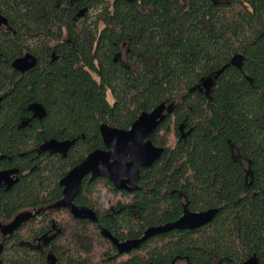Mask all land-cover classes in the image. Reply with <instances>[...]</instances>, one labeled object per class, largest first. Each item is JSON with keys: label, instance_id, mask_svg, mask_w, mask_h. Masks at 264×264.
<instances>
[{"label": "trees", "instance_id": "obj_1", "mask_svg": "<svg viewBox=\"0 0 264 264\" xmlns=\"http://www.w3.org/2000/svg\"><path fill=\"white\" fill-rule=\"evenodd\" d=\"M0 13L9 22L0 28V168L23 173L0 193V225L56 204L68 169L105 148L102 125L129 130L141 114L171 107L151 136L165 151L141 170L137 189L119 191L105 178L85 183L79 199L97 223L61 210L24 220L0 244V264H48L49 251L56 264H244L253 254L264 264V0H0ZM123 41L139 75L112 59ZM28 52L39 64L22 75L12 64ZM31 102L47 118L20 129ZM65 137L78 139L67 158L41 160L29 147ZM228 142L251 161L250 187ZM182 192L192 209L217 210L215 219L122 255L102 235L105 228L134 240L177 221ZM52 225L55 240L37 246Z\"/></svg>", "mask_w": 264, "mask_h": 264}, {"label": "water", "instance_id": "obj_2", "mask_svg": "<svg viewBox=\"0 0 264 264\" xmlns=\"http://www.w3.org/2000/svg\"><path fill=\"white\" fill-rule=\"evenodd\" d=\"M134 2L135 0H124ZM81 16V13L79 14ZM8 19L0 13V27L8 25ZM37 64V59L31 55L25 56L13 62L16 71L25 73ZM214 79L210 78L204 83L206 91H211ZM2 99H0L1 110ZM170 108L165 103L161 104L149 113H143L132 125L130 130H121L109 125L101 126L102 140L107 150H96L77 167L69 172L62 181L65 187L64 198L58 204L59 208H67L76 219L89 220L97 223L98 218L95 211L88 207H78L73 201L80 192L82 182L87 175L91 181L97 178H107L118 190H134L137 181L140 179V169L150 168L159 161L165 151L164 148L156 146L151 136L158 126L166 119V111ZM35 110L43 111L41 105H36ZM185 136V135H184ZM74 141L59 142L51 140L44 144L41 149L51 154H65L74 145ZM17 171H0V190L9 191L17 183L12 175ZM217 210H209L202 213L186 211L180 219L162 226L151 227L146 230L143 237L134 240L119 241L111 232L105 228L101 229L104 238L110 240L117 248L119 254H128L148 239L159 234L168 233L174 230H188L206 226L216 216ZM48 264H56L57 258L54 254L47 256ZM244 264H260L258 259L253 257Z\"/></svg>", "mask_w": 264, "mask_h": 264}, {"label": "flooded vegetation", "instance_id": "obj_3", "mask_svg": "<svg viewBox=\"0 0 264 264\" xmlns=\"http://www.w3.org/2000/svg\"><path fill=\"white\" fill-rule=\"evenodd\" d=\"M183 1L189 3L191 0H183ZM214 1L221 2L223 0H214ZM81 16H83V15H81ZM83 17H78V18H83ZM8 26H9V24L8 25H5V26H2L0 28H7ZM63 42H66L67 44L72 45V40L70 39V37H66L63 40ZM127 43H129V41H126V42L123 41V42H121V43L118 44L117 51L113 55L112 59H113V61L115 63L120 64L123 67H126L128 69H134L135 72H136V74L139 75V70H140L139 69V63L137 61H134L133 59H131V52H130V50H128ZM27 54L33 55L32 53H29V52ZM33 56L37 59V64L33 68L27 70L25 73H21V72L18 71L19 73H21L22 75H27V74L30 75V74H32V73H34L36 71V69L38 67V64H39V60H38V58L35 55H33ZM52 56L55 58L54 60H57V58L55 57V52H53ZM235 65H238V64L235 62ZM12 67H13V65H12ZM201 86L206 91V89L204 87V83L201 84ZM206 92H208V91H206ZM0 99H2V103H1V108H2V106H3V99H4V94L3 93L0 94ZM38 104L41 105V107H43V109H44L43 111L38 112V111L35 110V106L38 105ZM26 111H27L26 112V115L23 116L21 118L20 122H19V128L20 129L31 128L35 123H37V122L42 123L45 120V118H47V110H46V107H44V105L41 104V103H39V102H31V103H29L27 105ZM113 128H115V127H113ZM181 129L184 132V135H185L184 137L186 138V136H187V134L185 133L186 130H184V128H181ZM100 131H101V129H100ZM51 140H56V141H59V142L74 141L75 140V143L70 148V150L67 153H65V154H51L49 151H43L41 149V147L44 144H46L47 142H49ZM77 141H78L77 138L76 139H73V138H70V137H65L63 139L50 138V139H44V141L41 142L40 144H38L36 147H33L32 144H29V147H30L31 150H34L38 154L39 157H41V160H43L47 156H59L61 158H67L69 156V154L71 153V150L76 145ZM104 147L105 148L104 149H101V150H107V147L105 146V144H104ZM228 147L230 148V153H231V157H232L233 161L234 162H237L238 165L242 168L243 175H244L243 176V179H244L245 186L250 187L249 184L251 183V181L254 178V171L252 169V164H251L250 159L241 151V149H240V147H239L238 144L232 143V142H228ZM88 156H89V153L86 155L85 159ZM3 160H5L4 157H1L0 156V161H3ZM81 163H79L78 165H80ZM78 165H76V166L68 169L67 174L62 178V180L59 181V185L62 188V196H61V199L56 204H50L48 206L39 205L37 207H32V208L24 209L9 224H7V225H0V244L4 242V239L5 240L8 239V237H10L8 235L10 233L12 235L13 234V230H15L18 227L19 223L20 222H23L24 220H27V219L28 220L29 219L32 220L34 218L39 219L40 218V215H44L46 212H50L52 210H54V211L61 210L63 212H66L67 211L69 214H71L70 211L67 208H59L58 207V204L64 198V190H65V187L62 185V181L66 178V176L69 174V172L71 170H73L75 167H77ZM142 169H144V168H141L140 169V177H141V170ZM145 169H147V168H145ZM13 170H16L17 171L16 174L12 175V178L14 180H16L17 183L11 188V190L20 182V177H21V175H23V173H21V170L18 167L14 166V165L13 166L12 165L11 166H7L5 168H0V171H13ZM97 179H103V178H97ZM97 179H95V180H97ZM105 179H107V178H105ZM95 180H92V181H95ZM139 180L137 181V184H136L135 189H137V187H138ZM92 181H91V176L90 175H87L84 178V180L82 182L81 190L77 194V196L75 197V199L73 201V203L76 206L90 208L89 205H88L89 203H86L85 204V203L80 202L79 197L82 194L83 187H84L85 183H89V182H92ZM113 186L115 187L114 184H113ZM11 190H9V191H11ZM134 190H131V191L130 190H119V191L132 192ZM9 191L0 190V193L1 192H9ZM180 198H181V203H182V207H183V214L186 211H189V212H192V213H202V212H205V211L214 210L213 208H209V209H206V210H194L190 206V199H189V197H188L187 194H185V193L182 192L181 195H180ZM80 220H82V219H80ZM82 221H89V220H82ZM52 226H53V228L50 231H48L47 233L43 234L42 238H40V239L37 240V246L41 245V247L43 246L42 248H47L48 246L50 247L51 243L55 240V237L58 235L56 226L55 225H52ZM203 227H199V228H195V229H188L187 231H194V230L201 229ZM49 254H51L50 251L47 252V256ZM253 257L257 258L258 261H259V263L261 264L260 259L255 254L251 255L248 258H246L243 262L245 263V262H247L249 259H251ZM177 264H189V263L187 261V258H185V259L180 260L179 263L177 262Z\"/></svg>", "mask_w": 264, "mask_h": 264}]
</instances>
